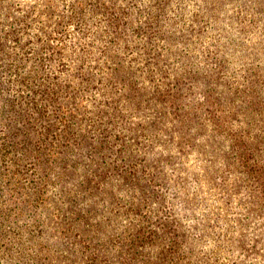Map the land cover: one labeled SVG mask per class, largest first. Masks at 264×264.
<instances>
[{"label":"rangeland","instance_id":"1","mask_svg":"<svg viewBox=\"0 0 264 264\" xmlns=\"http://www.w3.org/2000/svg\"><path fill=\"white\" fill-rule=\"evenodd\" d=\"M0 264H264V0H0Z\"/></svg>","mask_w":264,"mask_h":264}]
</instances>
